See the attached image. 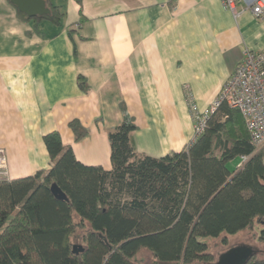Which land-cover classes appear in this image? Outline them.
Returning <instances> with one entry per match:
<instances>
[{"label":"crops","instance_id":"0c3cea01","mask_svg":"<svg viewBox=\"0 0 264 264\" xmlns=\"http://www.w3.org/2000/svg\"><path fill=\"white\" fill-rule=\"evenodd\" d=\"M49 1L64 14L60 26L35 28L0 0V148L10 181L51 169L44 136L52 132L81 163L110 171L108 135L122 104L138 154L183 150L194 136L192 107H210L245 51L264 49V17L244 2L233 11L222 0ZM73 120L89 130L80 142Z\"/></svg>","mask_w":264,"mask_h":264},{"label":"trees","instance_id":"16d2710c","mask_svg":"<svg viewBox=\"0 0 264 264\" xmlns=\"http://www.w3.org/2000/svg\"><path fill=\"white\" fill-rule=\"evenodd\" d=\"M82 4L83 0H75ZM22 21L60 26L62 10ZM79 88L87 92L84 77ZM108 135L112 169L81 163L58 132L44 136L51 169L0 181V264H213L209 242L259 229L264 244V152H257L242 115L222 104L206 129L183 150L163 157L140 155L132 142L136 122L125 105ZM76 142L89 135L69 124ZM248 156L237 171L228 163ZM56 184L68 201L51 193ZM256 229V230H257ZM75 242L84 252L73 253ZM245 264H264L260 252Z\"/></svg>","mask_w":264,"mask_h":264},{"label":"built area","instance_id":"2783aa9c","mask_svg":"<svg viewBox=\"0 0 264 264\" xmlns=\"http://www.w3.org/2000/svg\"><path fill=\"white\" fill-rule=\"evenodd\" d=\"M227 9L235 11L239 2H244L256 18L264 17V0H222ZM237 110L245 120L250 139L257 152H264V49L246 50L235 73L224 84L216 101L203 111L192 107L194 136L191 142L202 135L209 118L222 104ZM249 160L241 157L243 166ZM9 179L6 153L0 148V181Z\"/></svg>","mask_w":264,"mask_h":264},{"label":"water","instance_id":"95a60500","mask_svg":"<svg viewBox=\"0 0 264 264\" xmlns=\"http://www.w3.org/2000/svg\"><path fill=\"white\" fill-rule=\"evenodd\" d=\"M19 12L26 15L28 18L42 17L51 13L47 7L45 0H9ZM51 193L60 201H68L67 196L56 185L51 186ZM84 252L82 245H75L73 247V253L78 255ZM255 250L253 247L244 245L234 249H230L220 255L217 262L213 264H245L253 255Z\"/></svg>","mask_w":264,"mask_h":264},{"label":"rangeland","instance_id":"374dc122","mask_svg":"<svg viewBox=\"0 0 264 264\" xmlns=\"http://www.w3.org/2000/svg\"><path fill=\"white\" fill-rule=\"evenodd\" d=\"M241 158H235L234 160L230 161L227 165L230 171H237L238 167L241 164ZM257 229V227H256ZM253 229L250 231H246L243 233L238 234L237 236H231L227 238V244H223L222 239L217 240H206L209 242L210 252L213 255L214 262H217L220 255L225 253L230 249H234L237 247H241L244 245L251 246L256 248L260 254L258 255L259 259L264 260V244L258 243L257 241V233H259V229ZM75 245H81L79 242H75ZM74 245V246H75ZM137 264H154V261L148 252L141 253L137 258Z\"/></svg>","mask_w":264,"mask_h":264}]
</instances>
